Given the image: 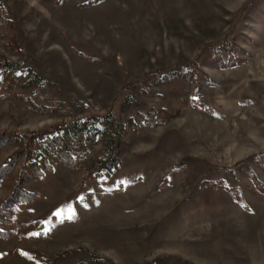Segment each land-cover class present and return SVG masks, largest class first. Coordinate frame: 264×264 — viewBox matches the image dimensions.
<instances>
[{"label":"rangeland","instance_id":"374dc122","mask_svg":"<svg viewBox=\"0 0 264 264\" xmlns=\"http://www.w3.org/2000/svg\"><path fill=\"white\" fill-rule=\"evenodd\" d=\"M89 1L0 0V135L89 120L122 143L87 180L110 144L68 139L72 167L34 140L51 170L0 222V264H264V0Z\"/></svg>","mask_w":264,"mask_h":264},{"label":"trees","instance_id":"16d2710c","mask_svg":"<svg viewBox=\"0 0 264 264\" xmlns=\"http://www.w3.org/2000/svg\"><path fill=\"white\" fill-rule=\"evenodd\" d=\"M98 1L99 0H92L86 5H93ZM4 23L5 21H3V18L0 17V26H3ZM218 46L223 51L227 50L226 44ZM10 47H14L16 49L14 40L10 43ZM0 58L4 59L3 57ZM3 65L11 67L10 69L15 67L13 64L3 63ZM10 69L4 70L3 73L5 72L7 81L13 84L14 81L20 79V77H18V75ZM8 92L9 90L6 93ZM18 100L22 99L18 97ZM27 102L32 109L37 108L33 105V103L30 102V100L27 99ZM163 113H165L163 120L173 117L171 113ZM158 119L161 120V117ZM153 120H155V118L152 119V122ZM97 137L102 138L104 142L110 144L111 147L105 155L94 156V167L90 171L87 180L96 179L103 175H109L112 170L120 163L118 153L122 147V143L118 136L94 129L89 120L73 121L68 124H62L54 127L53 129L36 133L31 137H22L14 134L0 135V146L7 143L17 144L20 148L17 156L19 157L23 154L26 156V164L24 166L23 172L20 174V181H17L13 185V191L11 192L10 196L0 205V222H6L10 220V218L13 216V207H15L18 203L29 202L37 198L36 195L31 194L23 189L21 185L22 182L27 179L37 178L38 176L45 174L47 170H51L50 165H48L46 162L47 158L32 159V152L30 151L31 148L29 146L34 140L42 139L44 142H46L47 148L52 150V152H54L63 163L75 167L79 162L71 155L67 140L70 139L72 142H83L94 140ZM12 161L13 160L10 159L0 166V179H2V177H4L11 169ZM10 234V232L0 231V237L2 238H8L10 237Z\"/></svg>","mask_w":264,"mask_h":264},{"label":"snow or ice","instance_id":"6c2138e0","mask_svg":"<svg viewBox=\"0 0 264 264\" xmlns=\"http://www.w3.org/2000/svg\"><path fill=\"white\" fill-rule=\"evenodd\" d=\"M35 235V234H34Z\"/></svg>","mask_w":264,"mask_h":264}]
</instances>
